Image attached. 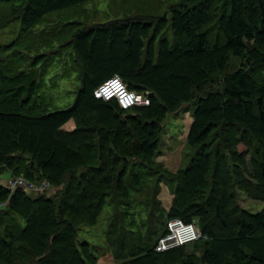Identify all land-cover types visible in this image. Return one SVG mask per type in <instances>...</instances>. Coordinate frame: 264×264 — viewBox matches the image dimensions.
<instances>
[{"label":"trees","instance_id":"trees-1","mask_svg":"<svg viewBox=\"0 0 264 264\" xmlns=\"http://www.w3.org/2000/svg\"><path fill=\"white\" fill-rule=\"evenodd\" d=\"M88 1L13 0L11 8L0 0V29L15 23L26 33ZM83 26L68 42L79 87L64 109L47 112L39 96L42 59L15 64L22 36L0 45V180L8 174L53 190L9 191L0 183V264H97V248L78 234L97 224L106 205L113 212L105 237L118 264H264V207L238 203L239 192L264 204V153L252 157L250 175L246 153L232 151L238 134L264 144V0H176L149 20ZM114 76L148 93L149 104L122 110L97 99ZM191 103L185 142L193 157L168 178L154 162L164 123ZM70 121L74 128L65 130ZM161 183L172 191L167 210ZM174 218L200 230L193 252L185 253L189 245L153 252ZM155 222L165 224L156 238Z\"/></svg>","mask_w":264,"mask_h":264},{"label":"rangeland","instance_id":"rangeland-1","mask_svg":"<svg viewBox=\"0 0 264 264\" xmlns=\"http://www.w3.org/2000/svg\"><path fill=\"white\" fill-rule=\"evenodd\" d=\"M9 1L12 8L14 6L13 0ZM174 3H176V0H90L81 5L49 14L50 19L26 33L20 34L21 27L16 26L15 23L1 28L0 45L16 40L21 35L22 38L14 47V50H18L15 56L18 60L15 61V64L29 68L37 58L42 59L43 64H46L47 67L43 66L46 71L42 74L45 83L39 96H44L43 100L47 112L64 109L73 103L75 93L79 87L77 78L79 70L71 57V49L68 44L77 29L84 27L83 25L100 24L114 19L142 18L143 20H149L164 14ZM165 35L170 36L169 33H165ZM235 63L236 61L233 60L232 68L236 66ZM195 108V103L187 104L164 123L161 147L154 162L161 173L163 171L169 172L168 178H172L178 170L184 169L193 157V152L186 146L185 138L192 123V114ZM64 128L68 131L72 130L74 128L73 122H68ZM235 139L237 143L232 151L235 154L246 153L243 160L247 174L251 175L254 173L253 168L255 167L252 157L256 152L264 153V144L255 143L254 141L247 144V141H241L239 134L236 135ZM242 168L243 165L240 164L239 169L243 170ZM250 175L245 176H248L246 178L256 184L257 181L252 179ZM3 180H0V183L2 185L5 183L6 186L7 179H5V182ZM160 188L158 200L167 210L172 198L171 187L161 183ZM52 193L53 190L49 189L46 195H52ZM238 203L241 207H246L253 212L264 207L263 203L251 200L246 194L239 192ZM138 209L133 216L137 222L140 220ZM112 212L110 206L106 205L97 224L94 227L81 228L78 234L80 241H85L97 248L94 251L97 254V264H118L112 256L105 237L108 218ZM142 216L143 219L146 218V213L143 211ZM164 225L160 222L154 223L153 226H156V230H158L155 238L164 230ZM155 238L153 242L156 240ZM142 242L143 244L147 243L145 239ZM153 242L151 241L149 245L151 246ZM193 247L192 245L187 246L185 253H192Z\"/></svg>","mask_w":264,"mask_h":264},{"label":"built area","instance_id":"built-area-1","mask_svg":"<svg viewBox=\"0 0 264 264\" xmlns=\"http://www.w3.org/2000/svg\"><path fill=\"white\" fill-rule=\"evenodd\" d=\"M95 97L104 101L115 100L122 110L149 104L148 93H138L129 90L127 85L118 76L106 80L99 86L95 91ZM5 187L9 191L21 189L26 193H43L45 195V191L49 190L46 182H42L41 185L37 186L28 182L23 177L7 178ZM200 238L201 232L195 222L186 223L181 219L174 218L166 223L165 233L157 239L153 252H169L181 246L192 244Z\"/></svg>","mask_w":264,"mask_h":264},{"label":"crops","instance_id":"crops-1","mask_svg":"<svg viewBox=\"0 0 264 264\" xmlns=\"http://www.w3.org/2000/svg\"><path fill=\"white\" fill-rule=\"evenodd\" d=\"M7 178H8V174H4V175H3V179H4L3 181L5 182V179H7ZM4 184H5V183H4ZM171 200H172V198H171ZM97 262H98V261H97Z\"/></svg>","mask_w":264,"mask_h":264}]
</instances>
